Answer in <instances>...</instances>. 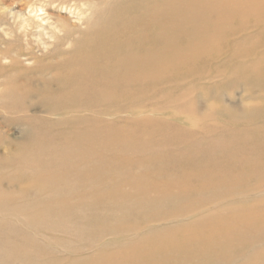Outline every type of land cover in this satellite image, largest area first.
<instances>
[{
    "label": "bare ground",
    "instance_id": "obj_1",
    "mask_svg": "<svg viewBox=\"0 0 264 264\" xmlns=\"http://www.w3.org/2000/svg\"><path fill=\"white\" fill-rule=\"evenodd\" d=\"M43 2L50 36L19 16L28 0L11 41L0 40V128L22 133L0 155V264H89L71 254L91 246L56 253L67 243L55 234L58 217L89 227L82 242L107 244L91 252L99 264H230L235 244L244 248L238 264H264V245L255 246L264 197L252 213L232 191L264 192V53H254L264 52V0ZM80 5L71 22L63 11ZM33 26L40 55L23 44ZM200 62L209 70L195 73L191 92L187 76ZM212 78L240 93L220 103L217 87L200 83ZM249 179L258 181L242 186Z\"/></svg>",
    "mask_w": 264,
    "mask_h": 264
},
{
    "label": "rangeland",
    "instance_id": "obj_2",
    "mask_svg": "<svg viewBox=\"0 0 264 264\" xmlns=\"http://www.w3.org/2000/svg\"><path fill=\"white\" fill-rule=\"evenodd\" d=\"M43 1L44 0H31V3H30L31 6L30 7H27L25 9V11L22 12L19 15V13H18L19 7L22 6V5H24L26 2H28V0H0V40L5 39V40L11 41L10 36H11V33L12 32H11L10 26L11 25H14V21H16L15 20L16 18H14V16H16L17 14L19 16H21L22 19L23 18H25V19H29L30 18L31 21H32V23H33V25L34 24L35 25L38 24V25H41V28H43V27L46 28L47 31L46 30H44V31H46V33L49 32L48 33V35H49L50 34V30H52L51 25L54 22L53 21V18L54 17H51L50 15L48 16V13L49 12H48V9L47 8H49V6L47 7L48 3L43 2ZM41 2H42V4L40 5ZM41 6H43V7H41ZM78 8L86 9V8H84V6L82 7V5H80V6L76 7V8H74V10H71V12L63 11L64 13H66L67 15H69L68 16V19L69 20L71 19L72 20V21L70 20L71 22H74L75 21L74 23H77V18L76 17H79V15H81V13H80V10L81 9H78ZM52 9H54V8H52ZM76 14L77 15L79 14V15L77 16ZM75 18H76V20H75ZM246 18L247 17H244L242 19H246ZM60 24L61 23H58L56 26H59ZM33 28L34 29L29 34V37H28L31 45L28 44L27 42H23V44H24V48L26 47V49H28V48L31 49L33 47L32 48V51L34 53H36V54H39L40 52L37 49V46H40V49H42L43 45H40V43L38 41H36L37 39L33 36V34L39 32V31H42V30L41 29L39 30L38 28H36V26H33ZM13 30H14V28H12V31ZM44 31L42 32V34H45ZM42 39H44V41L47 39L46 40V43H48V44H50L53 41V40H48V36H43ZM47 41H49V42H47ZM35 42H37V43H35ZM26 43H27V45H26ZM35 44H36V46H35ZM48 46L49 45H47V47ZM35 47H36V49H35ZM254 53L255 54H263L264 52H263V49L261 47H258L254 51ZM208 64L209 63H207V62H200V63H198L192 69V73L187 76V86L185 88H188V90H190L191 92L194 91V89H193L194 87L190 83H192L195 80V73L196 72H200V74H204L206 71L209 70ZM214 65H216V63ZM180 67H181L182 70L185 69L184 65H180ZM211 82H213V84H206L205 82L204 83L203 82H200V83H202V87H204V88L211 87V86H216L217 87V90L220 92V95H221V101H220V103H222V104L229 103V101H230V94H231L232 89H237V91L240 93V89L239 88H233V86L227 87L226 85H223L222 84V80L219 81V82H215V80L212 78L211 79ZM165 85H168V84L166 83ZM196 88H198V85H197ZM159 91H166V87L164 86ZM234 97H235V95H234ZM235 98L237 99V96ZM211 100L213 101L212 98H211ZM242 101L245 102L246 100H242L241 98L238 99V100H236L238 108H239V105L241 106L240 102H242ZM152 102L153 103H157L156 99H152ZM215 103H217V102H215ZM34 108L36 109V111L37 110L38 111H41V106L40 105H37V107H34ZM138 118L140 119V117H138ZM160 118H162V117H160ZM133 123H135V122H133ZM120 128L127 129V131L130 134H133L130 131L133 130L134 125H131V124L130 125H128V124H122L120 126ZM149 129H150V127L143 128V132L144 131H148ZM58 130H60V128L55 129L54 132H57ZM0 131L2 133V139L1 140L3 141L2 143H0V155H3V153H6V152H14L16 145H20L21 144V141H22V139H21L22 138L21 137L22 136L21 128L20 127L18 128L17 125H15V124L12 123L9 127L0 128ZM139 134L140 133H138V134L136 133L134 135H139ZM45 143H52V142L45 139ZM133 152L135 153V151H133ZM142 153L144 155H147L145 152H142ZM150 156L152 157L153 155H147L146 157H149L150 158ZM109 158H111V155L109 156ZM91 161H92V163H97V164H101V165H104L106 163V162L101 163L102 162V158L100 156H92ZM138 171H139V169H137V172ZM139 172L141 174H143L147 179L151 176V175H147V173H146L145 170L144 171H139ZM253 181H258V180L257 179H249L248 181L242 183V186H247L249 183H251ZM209 187L213 191V187H211L210 185H209ZM81 189L82 188L80 187L76 191L75 194L69 196L66 199V203L67 204H75V203H77L78 200H77L76 196H79L78 193L81 191ZM232 191L234 193V196H236V199L238 201H240V202H243L244 203L243 198H248L249 199V203L246 204V205H244V206H245V208L246 207H249L250 209H252L253 210L252 213H255L258 209H261L260 205H257L255 203H253L252 200L254 198L264 197V192H260L256 196H250L249 194H247V190L245 188L243 189L242 193H240V194L237 191V189H235V191L234 190H232ZM203 196L205 197V195H203ZM182 205H185V203H182ZM186 206L188 207V204H186ZM247 210H248V208H247ZM244 212H246V211L244 210ZM156 217L159 218L157 220H161L163 223H166V222H168V221H170L172 219V217L171 218H165L161 213H158L156 215ZM58 219L61 220V223L59 222L60 220H58ZM57 220H58L57 223L58 222L59 223L56 224L57 230H56V233L55 234L57 235V238H59L61 240L62 239L63 240H67V243H64V242L61 243V242H59L60 248L57 247L56 253H59V256L60 257H63V254H62V251H61L62 250L61 249L62 248V245L67 246L69 248V250L73 251V250H75L74 247H79L81 245V243H82V246L83 247H89V246H91V248H92V249L91 248L88 249V251H89V259H83V257L88 252V251H83V249H81L80 251H73L74 253H72L71 256H73L74 259H76L78 256H80L81 259L84 262H87V261H90L91 260L89 264H99V262H100V259H99L100 256L95 255V254L92 255L91 252L103 250L104 245L107 247V244H104L103 242H99L98 239H94L95 237H92L91 239L89 238L88 241H84L83 240V242H82L81 239H80V236H81L80 232L83 231V228H84V232H86L89 229V227H85V226L83 227V226H81L79 224H75V223H72L71 225H67V226H62L63 224H65V221L61 217H58ZM16 222H17V220H16ZM18 223H20V221ZM59 226H62V227L59 228ZM63 229H67L68 231L63 230ZM74 229H76V234H73V232H72ZM254 234H255V232L250 235V238ZM190 237H193V235L192 234L188 235V238L187 239L188 240L191 239ZM110 238L111 239H115L114 237H110ZM130 238H131V236H128V237H126L124 239H121L120 241L118 240V243H116V245H118V246L119 245H122L123 242L125 243V241H129ZM132 242H134V241H131V242H128V243H132ZM261 244L264 245V236L261 238V240L255 246H258V245H261ZM121 248L123 250H126L127 249V247L125 245H123ZM108 250L111 251L109 248H108ZM243 250H244V248L240 244H235V245H233L228 250L233 255L232 258L230 259V264H238L239 263V261H240L239 254ZM74 254H77V255H74ZM113 254H115V251L113 252ZM170 254H172V256H176V257L178 256V253L177 252L171 251ZM96 261H99V262H96ZM76 263H77V260H76Z\"/></svg>",
    "mask_w": 264,
    "mask_h": 264
}]
</instances>
